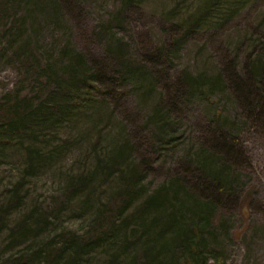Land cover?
Listing matches in <instances>:
<instances>
[{"label":"rangeland","instance_id":"374dc122","mask_svg":"<svg viewBox=\"0 0 264 264\" xmlns=\"http://www.w3.org/2000/svg\"><path fill=\"white\" fill-rule=\"evenodd\" d=\"M5 1L0 0V264H109L114 256L125 264L114 252L125 238L132 241L128 255L138 256V263L146 259L155 237L131 215L174 176L210 120L238 132L243 164L229 179L238 204L215 211L203 242L208 261L201 264H264V118L242 115L241 105L220 86L213 95L202 90L181 99L177 138L154 124L156 107L175 98L164 85L173 92L171 82L188 70L217 75L237 57L238 71L246 75L247 57L264 37V0H53L51 6L26 0L13 9L3 7ZM115 46L124 60L148 61L152 69L147 70L158 81L148 97L134 80L121 79L117 92L89 113L78 107L65 121L63 111L55 110L46 116L51 122L39 119L26 132H9L17 100L34 97L41 105L52 99L49 94L63 96L66 65L80 51L87 59L105 60L113 71L122 59ZM116 70L123 78L126 70ZM96 92L112 93L113 87ZM216 104L223 116L215 115ZM117 139L132 147L129 162L150 164L131 195L124 192L118 168L105 165ZM163 139L169 143L160 152ZM98 167L108 170L96 176ZM94 216L101 219L93 229ZM115 219L124 226L114 242L77 247L90 230L98 237ZM69 238L74 252L66 244ZM183 246L175 245V255L162 258L172 264ZM82 252H88L84 260Z\"/></svg>","mask_w":264,"mask_h":264},{"label":"trees","instance_id":"16d2710c","mask_svg":"<svg viewBox=\"0 0 264 264\" xmlns=\"http://www.w3.org/2000/svg\"><path fill=\"white\" fill-rule=\"evenodd\" d=\"M25 1L6 0L3 7L13 9ZM30 1L32 0H28V4ZM37 1L44 3L46 6L53 4V0ZM125 2L126 4H133L134 0H125ZM54 8L56 9V6ZM4 13H7V10ZM13 13L16 14V11ZM258 43L259 45H256L255 51L247 57L245 76H242L238 71V59L236 57L228 65L229 71L227 68H223L217 75H211L208 72L196 74L188 70L187 75L182 74L178 79L171 82L173 92L169 91L171 90L169 83L165 84L164 87L169 89L168 92L175 95V98L170 97V99L164 101L162 106L156 107L154 124L157 126L158 131L169 133L173 138H177L181 132L179 127L183 122L180 107L181 99L183 102V98L186 99L188 95L193 96L194 92L199 94L202 90L206 91L207 95H213L216 88L220 86H223L225 91H229L237 105H241L240 112L242 115L244 114L249 119L255 120L261 117L264 118V37ZM119 49L120 47L115 46L116 54L122 59L118 60L120 64L117 62L114 64L113 71L106 66L105 60L87 59L81 51L78 56L74 54L71 63L68 62L66 65L68 66V74L61 82L64 83L66 88L63 96L61 93H55L56 96L49 94L52 99L41 105L35 101L34 97L32 99L24 97L17 100L19 105L16 110L9 113L8 122H11L8 126L10 128L9 132L12 135V130L16 133H19V131L26 132L43 119L45 122H51L52 120H48L46 116L50 117L55 110L61 111V113L63 111L64 118L62 120L65 121L72 114V110L78 107L84 110L85 113H89L95 103H98L97 101L107 100L106 95L109 96V94L117 92V85H119L121 79L134 80L141 94L147 92L146 97H148L150 90L158 86V81L155 82L152 79L155 76L153 77L147 70L152 69L147 66L148 61L143 60L136 65L133 63L132 58L124 60L118 51ZM153 54L158 58V53L154 52ZM121 66L126 70L123 78L116 70L120 69ZM106 84H108L107 87H113L112 93L96 92L101 90L103 86L107 88ZM100 94H103L104 97L100 98ZM60 98L61 104H59ZM215 107L216 112H218H215V115L218 117L223 116L225 111H220L218 104ZM158 109L160 113H158ZM208 122V128L205 129L206 134L201 139L197 138L198 145H192L184 161L178 162L174 176L165 180L131 215V217L138 218L144 233L148 232V234L154 236L155 241L149 250L146 249L148 252L146 259L141 258L140 263H138V256L132 258L128 255L132 241L127 238L123 239L122 246L114 252L123 257L125 264H167L171 261L164 260L161 255L164 253L175 255L173 247L177 244H184V246L180 251L177 250L176 255H179L178 258H173L172 255V264H201L204 260L205 262L208 261V257L207 260L203 257L206 255L205 249L207 247L203 243L206 239L205 233L208 228L214 225L215 211H218L229 202L230 204H238V196L234 197L236 195L234 181L229 179L236 169L243 164L238 132L233 129L226 130L223 124L221 125L218 121L210 120ZM119 143L120 140L117 139L112 150V158H106L105 165L116 170L118 168V172H121V184L124 185V192L131 195L135 192L138 184L142 182L144 172L150 169V164L146 159L137 165L129 162L127 156L130 154L132 147L126 143L121 145ZM159 143H161L159 149L161 152L165 150V146H168L169 142L163 139ZM106 169V167H102V169L98 167L95 170V175L97 176L101 170ZM79 184L88 185L80 182ZM72 190L69 186L68 191L72 192ZM131 198L129 197V199ZM132 202L133 199H131ZM100 219L101 217L94 216L90 228H96L98 226L96 222ZM115 222L116 219L112 220V228L102 231L98 237H94L95 233H91L90 230L91 232L89 231L83 236L84 240L79 242L77 247L81 246L90 250L93 247L105 246L108 239L114 242L113 239H116L117 231L122 232L124 226V224H122L123 226L115 225ZM113 234H115L114 238L112 237ZM66 241V244L70 245V250L74 252V239L69 238ZM61 251L59 254L62 255ZM86 255H88V252H82L81 259L84 260ZM118 260V257L114 256L109 264H118Z\"/></svg>","mask_w":264,"mask_h":264}]
</instances>
